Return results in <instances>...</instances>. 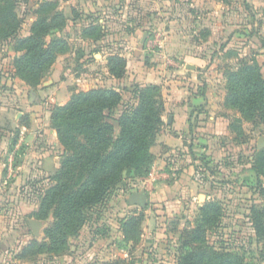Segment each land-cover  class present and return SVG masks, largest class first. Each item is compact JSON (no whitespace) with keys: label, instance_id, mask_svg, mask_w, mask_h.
<instances>
[{"label":"rangeland","instance_id":"rangeland-1","mask_svg":"<svg viewBox=\"0 0 264 264\" xmlns=\"http://www.w3.org/2000/svg\"><path fill=\"white\" fill-rule=\"evenodd\" d=\"M43 1L15 0L14 11L21 20L17 37L31 34L36 11ZM48 1L55 4L65 25L51 30L46 39L65 38L69 50L56 55L39 82L29 86L15 72V60L20 53L14 52L12 41L10 44L0 43V138L11 132L6 124L11 115L14 118L18 111L23 110L16 107L19 103L16 91L21 89L27 105L24 85L38 95L43 84L44 88H49L62 80V72L59 74L61 67L64 70L70 68L72 74L75 71L83 73L80 87L102 84L123 89L130 82V71L134 69L131 68L132 59L127 76L120 81L108 80L101 70L103 64L87 65L97 48L105 58L118 56L126 48L129 57L134 58L139 51L138 60L142 67L154 72L159 66L168 70L176 68L170 60L177 59L179 55L205 58L201 67L205 68L207 75L198 73V83L200 90L208 93L206 103L210 105L209 115L216 118V131L213 121L204 120L206 130L202 131H207L206 137L197 144L205 146V150L200 152L201 158L193 169L199 187L192 193L178 190L181 201L171 202L163 209L162 204L155 209L150 204L147 209L148 203L141 236L137 243L132 242L129 251L123 253L117 248L120 237L117 219L128 214L122 210L125 206L121 201H129V194L136 188L138 191L141 175L125 170L105 199L84 211L81 225L67 236L66 249L61 254H42L33 261L19 263L90 264L110 260L113 264H177L181 236L188 234L181 231L195 225L198 207L202 203L214 202L220 208L219 218L205 233L204 242L191 247L221 253L237 264H264V195L260 192V186L264 189V178H259V186L250 170L258 153L264 150V122L259 117L248 119L237 108L225 107L224 103L230 73L248 65L256 66L264 77V0ZM92 22H96L100 29L98 38H92L94 33L91 37L83 33L84 25ZM137 23L141 25L136 35L127 39L128 25ZM89 67L97 72L95 77H89ZM48 80L53 83H48ZM160 94L164 100L162 92ZM37 98V102H44L40 96ZM259 139H262L260 146L257 145ZM150 174H153L151 168ZM172 177L174 179L175 174L170 179ZM48 186L45 181L36 187L33 196L36 208L40 194ZM35 219L40 222L37 233H43L53 221L51 212L46 219ZM96 232L104 235L95 239ZM13 253L5 264H19L14 262Z\"/></svg>","mask_w":264,"mask_h":264},{"label":"trees","instance_id":"trees-1","mask_svg":"<svg viewBox=\"0 0 264 264\" xmlns=\"http://www.w3.org/2000/svg\"><path fill=\"white\" fill-rule=\"evenodd\" d=\"M14 9L15 0H0V43L12 41L14 52L20 53L15 60V72L27 85L34 86L56 55L69 50L65 38L46 39L51 30L61 29L65 20L56 11L55 4L45 0L36 11L31 34L17 37L21 20ZM83 33L87 37L94 33L92 38H98L100 29L96 22L87 23ZM97 51L100 49L93 50ZM106 59L109 74L122 78L126 72L125 58L113 55ZM261 74L256 66L248 65L230 73L225 107L237 108L246 118L259 117L264 122V77ZM160 92V86L155 84L143 87L133 84L122 91L105 87L73 89L63 105H46L51 126L66 153L57 171L47 178L49 186L40 194L33 216L46 219L51 212L53 221L43 230L40 240L31 238L20 247L14 255L16 260L33 261L42 254H61L66 249L67 236L81 225L84 211L101 203L125 170L138 172L141 179L148 176L153 161L150 148L163 124L164 100ZM250 170L260 186L259 178H264V150L258 153ZM168 173L172 174L170 170ZM260 188L264 195L263 187ZM219 215L220 208L214 202H204L198 207L195 225L181 231L188 234L181 236L177 264H237L221 253L191 247L204 242L205 233ZM143 221L141 211L117 219L123 238L119 246L125 251L139 241ZM95 235L104 234L96 232Z\"/></svg>","mask_w":264,"mask_h":264},{"label":"crops","instance_id":"crops-1","mask_svg":"<svg viewBox=\"0 0 264 264\" xmlns=\"http://www.w3.org/2000/svg\"><path fill=\"white\" fill-rule=\"evenodd\" d=\"M139 24L128 25L130 32L127 39L136 35L140 28ZM122 53L120 55L126 60V72L122 78H114L109 74L107 59L100 51L93 52L87 65L91 67L93 63L103 64L104 68L101 70L108 80L120 81L129 74V61L132 59L131 68L134 69L130 71V82L126 86L136 84L143 87L155 84L161 88L164 98L163 124L156 136L155 144L150 148L154 158L150 168L156 181L149 183L142 179L137 184L138 191L136 188L129 194L130 197L132 193L144 190L149 205L147 207L146 204L145 208H141L138 204L130 202V199L121 201L125 206L123 211L134 214L141 211L145 219V209L151 207L150 204L153 205V209L162 204L163 209L171 202L181 201L179 194L177 195L178 190H188L192 193L194 188L199 187L193 169L200 160V152L205 150V146L197 142H203L206 137L207 131H202L205 129L204 120L213 121V129L216 131L214 123L216 118L209 115L210 105L206 103L208 93L204 94L198 83V73H202V76L207 75L205 68L201 67L206 61L205 58L179 55L177 59L170 60L176 68L168 70L164 66H159L154 72L142 67V63L138 60L139 51L134 58L129 57L127 48ZM90 67L89 77L92 78L97 72L92 71ZM60 72L63 74L62 80L49 88H44L45 84H43L38 95L24 85L23 88L26 89L28 96L27 105L24 104V93L21 89L16 91L19 102L16 107L23 110L18 111L14 118V115H11V119L6 122L11 132L5 134L0 141V264H5L6 259L11 260V254L14 252L15 255L27 240L31 238L40 240L43 237V233L35 234L29 223L30 219H35L33 212L36 209V202L33 196L37 186L45 181L48 183L47 178L57 171L61 158L66 153L58 141L56 131L51 126L50 112L46 110L45 102H50L51 105H63L73 89L88 90L105 87L122 91L117 87L102 84L83 88L79 86L84 80L82 72L75 71V74H72L67 67L65 70L61 67L59 74ZM48 83L53 82L48 80ZM38 96L41 100L44 99V102H37ZM169 170L172 172L171 175L175 174L174 179L173 177L170 179ZM155 213L158 214V211L156 210ZM23 223L27 227H24ZM97 237L99 236L96 235L95 239ZM121 240L123 238L120 234L118 243ZM117 248L126 253L120 246ZM14 262L19 263L18 260Z\"/></svg>","mask_w":264,"mask_h":264},{"label":"water","instance_id":"water-1","mask_svg":"<svg viewBox=\"0 0 264 264\" xmlns=\"http://www.w3.org/2000/svg\"><path fill=\"white\" fill-rule=\"evenodd\" d=\"M261 143H262V139H259L257 145L260 146ZM129 199H130V202L138 204L141 208H145V206L147 204V194L144 190H142L140 192L132 193L131 196L129 197ZM29 223H30V226L32 228V231L35 234H38L37 230L40 227V222L37 221L36 219H30Z\"/></svg>","mask_w":264,"mask_h":264},{"label":"built area","instance_id":"built-area-1","mask_svg":"<svg viewBox=\"0 0 264 264\" xmlns=\"http://www.w3.org/2000/svg\"><path fill=\"white\" fill-rule=\"evenodd\" d=\"M159 45L162 46L161 43ZM143 181L144 182L148 181L149 183H153L156 181V177L155 175L150 174L146 178H144Z\"/></svg>","mask_w":264,"mask_h":264}]
</instances>
